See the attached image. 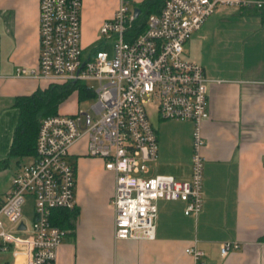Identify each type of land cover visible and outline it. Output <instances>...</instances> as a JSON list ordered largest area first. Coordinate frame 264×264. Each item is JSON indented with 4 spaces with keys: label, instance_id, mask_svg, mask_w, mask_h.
Returning a JSON list of instances; mask_svg holds the SVG:
<instances>
[{
    "label": "crops",
    "instance_id": "crops-1",
    "mask_svg": "<svg viewBox=\"0 0 264 264\" xmlns=\"http://www.w3.org/2000/svg\"><path fill=\"white\" fill-rule=\"evenodd\" d=\"M120 1L81 0L84 59L97 51L111 52V43L99 31L114 17ZM123 1L134 11L146 0ZM163 1L152 12L157 13ZM39 2L0 0V205L23 160H33L9 156L19 118L16 100L49 85L16 76L19 70L38 65ZM184 57L200 65L209 81V117L201 129L205 141L201 211L189 217L184 215L183 203L159 201L152 240H116L111 206L114 175L105 170L103 160L87 156L84 138L69 156L76 207L53 214L52 221L69 216L59 227L65 235L56 264H264V21L260 9L218 8L191 36ZM72 94L75 99L64 103L58 114L76 115L82 102H93L79 101L76 91ZM149 121L158 156L147 175L189 180L193 124L161 120L155 110ZM226 242L240 248L223 257L220 248ZM187 250L201 252V259L195 261ZM5 263H12L10 255Z\"/></svg>",
    "mask_w": 264,
    "mask_h": 264
},
{
    "label": "built area",
    "instance_id": "built-area-1",
    "mask_svg": "<svg viewBox=\"0 0 264 264\" xmlns=\"http://www.w3.org/2000/svg\"><path fill=\"white\" fill-rule=\"evenodd\" d=\"M223 6L260 9L264 0H164L142 24L121 0L114 17L99 31L111 41V52L97 51L84 59L81 0H40L38 65L21 69L16 76L50 83L93 82L97 89L89 112L41 120L33 160L11 179L0 205V254L10 255L11 264H56L65 232L52 224L53 214L76 207L69 156L84 138L87 156L103 160L105 170L114 175L111 206L116 240H152L159 201L183 203L185 216L199 214L205 146L201 129L209 117V81L200 65L184 57V47ZM148 103L161 120L193 124L189 180L147 175L158 156ZM27 197L33 200L29 230L22 219ZM239 248L234 242L223 243L221 256ZM187 254L195 261L202 257L196 250Z\"/></svg>",
    "mask_w": 264,
    "mask_h": 264
},
{
    "label": "trees",
    "instance_id": "trees-1",
    "mask_svg": "<svg viewBox=\"0 0 264 264\" xmlns=\"http://www.w3.org/2000/svg\"><path fill=\"white\" fill-rule=\"evenodd\" d=\"M161 0H146L140 6L139 24H142L149 14L154 13V9ZM261 17L264 21V6L260 8ZM141 28L140 30H142ZM50 83V82H49ZM51 85L44 91H36L30 96L18 97L15 107L19 111V118L13 133L9 156L22 160L34 158L35 145L40 122L43 118L58 115L59 104L67 98L69 94L77 92L79 101L95 98V94L84 83H50ZM59 221H52L57 227H63L69 220L68 214L60 215ZM54 220V219H53Z\"/></svg>",
    "mask_w": 264,
    "mask_h": 264
},
{
    "label": "rangeland",
    "instance_id": "rangeland-1",
    "mask_svg": "<svg viewBox=\"0 0 264 264\" xmlns=\"http://www.w3.org/2000/svg\"><path fill=\"white\" fill-rule=\"evenodd\" d=\"M110 43H111V41H110ZM48 84H49L48 85V87H49L51 84L50 83H48ZM58 84H62V83H58ZM88 85H89V87H91L95 90L97 89L96 83L89 82ZM70 99H75V95L69 94L67 96V98L64 99L59 104L58 109H61V107L64 105V103H67V101ZM92 103H93L92 101L91 102H89V101L82 102L79 105V111L76 114L90 110V106ZM146 111H147L148 119H151V117L154 115V107L152 105H150V103H148L146 105ZM23 163H24V165H26V164H29L30 161L29 160H23ZM22 212H23L22 213V217H23L22 219H23L27 229L29 230L31 227L32 219H33V201L31 198H29V197L26 198ZM6 258H8V254H0V264H2Z\"/></svg>",
    "mask_w": 264,
    "mask_h": 264
},
{
    "label": "water",
    "instance_id": "water-1",
    "mask_svg": "<svg viewBox=\"0 0 264 264\" xmlns=\"http://www.w3.org/2000/svg\"><path fill=\"white\" fill-rule=\"evenodd\" d=\"M133 14H134V18L137 19V18L139 17V15H140V10H139V9H135L134 12H133ZM19 228H20V229H24V225L21 224V225L19 226Z\"/></svg>",
    "mask_w": 264,
    "mask_h": 264
}]
</instances>
